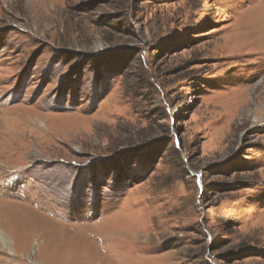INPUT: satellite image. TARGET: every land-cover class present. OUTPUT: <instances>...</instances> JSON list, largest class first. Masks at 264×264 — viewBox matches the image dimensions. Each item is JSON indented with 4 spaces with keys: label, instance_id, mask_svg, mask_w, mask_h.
<instances>
[{
    "label": "rangeland",
    "instance_id": "1",
    "mask_svg": "<svg viewBox=\"0 0 264 264\" xmlns=\"http://www.w3.org/2000/svg\"><path fill=\"white\" fill-rule=\"evenodd\" d=\"M0 230V264H264V0H0Z\"/></svg>",
    "mask_w": 264,
    "mask_h": 264
},
{
    "label": "bare ground",
    "instance_id": "2",
    "mask_svg": "<svg viewBox=\"0 0 264 264\" xmlns=\"http://www.w3.org/2000/svg\"><path fill=\"white\" fill-rule=\"evenodd\" d=\"M0 244L3 246V248L9 247V244H10L9 238L7 237V235L5 234V232H3L1 230H0Z\"/></svg>",
    "mask_w": 264,
    "mask_h": 264
}]
</instances>
